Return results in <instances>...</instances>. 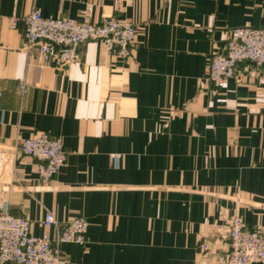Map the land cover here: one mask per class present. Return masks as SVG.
Masks as SVG:
<instances>
[{
	"label": "crops",
	"instance_id": "obj_1",
	"mask_svg": "<svg viewBox=\"0 0 264 264\" xmlns=\"http://www.w3.org/2000/svg\"><path fill=\"white\" fill-rule=\"evenodd\" d=\"M33 10L127 20L130 54L88 41L57 70L23 45ZM240 27L264 28V0H0V210L36 236L47 211L59 227L83 217L65 264H222L233 216L264 233V65L240 64L220 89L206 78ZM40 134L66 153L48 183L10 155Z\"/></svg>",
	"mask_w": 264,
	"mask_h": 264
},
{
	"label": "built area",
	"instance_id": "obj_2",
	"mask_svg": "<svg viewBox=\"0 0 264 264\" xmlns=\"http://www.w3.org/2000/svg\"><path fill=\"white\" fill-rule=\"evenodd\" d=\"M136 29L127 20L105 18L100 23L87 19L43 17L37 10L24 18L22 31L26 50L36 49L40 59L62 70L79 63V49L88 41H96L104 46L109 55L127 58L134 43ZM247 63L260 67L264 65V28L240 27L229 30L225 50L212 54L207 67L206 78L217 88H223L229 78L235 76L240 64ZM19 93L26 92L19 85ZM16 153L39 162L38 179L50 182L59 174L66 162V153L60 139L47 134L19 140ZM112 162L119 159L111 155ZM40 236L31 233L30 222L23 217H15L6 210H0V263L11 264H65L61 246L69 243L83 245L86 241L87 222L83 217H75L63 227H59L51 212L45 213ZM55 229L53 235L49 229ZM229 250L220 255L222 264H264V233L249 230L241 217L233 216L229 221ZM202 249L206 251L207 245Z\"/></svg>",
	"mask_w": 264,
	"mask_h": 264
}]
</instances>
